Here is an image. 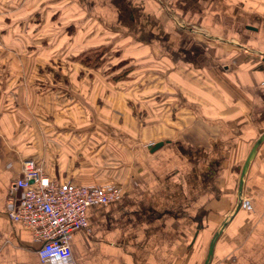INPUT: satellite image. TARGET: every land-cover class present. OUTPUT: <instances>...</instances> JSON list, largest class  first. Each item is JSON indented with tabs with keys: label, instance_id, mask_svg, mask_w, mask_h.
I'll return each mask as SVG.
<instances>
[{
	"label": "crops",
	"instance_id": "1",
	"mask_svg": "<svg viewBox=\"0 0 264 264\" xmlns=\"http://www.w3.org/2000/svg\"><path fill=\"white\" fill-rule=\"evenodd\" d=\"M75 23L163 42L166 104L95 70L70 77L73 87L66 73L15 71L60 59L45 50L82 45L68 32ZM96 77L107 84L100 92ZM263 132L264 0H0V264H41L29 228L4 211L26 157L53 180L122 187L85 207L86 228L68 236L70 264H202L217 230L207 264H264V139L237 195Z\"/></svg>",
	"mask_w": 264,
	"mask_h": 264
},
{
	"label": "rangeland",
	"instance_id": "2",
	"mask_svg": "<svg viewBox=\"0 0 264 264\" xmlns=\"http://www.w3.org/2000/svg\"><path fill=\"white\" fill-rule=\"evenodd\" d=\"M170 9L171 14H177L175 8L170 6ZM75 25L73 29H68V32L77 42L80 41L82 45H72L70 48L65 45L62 47L64 49L58 48L45 50V53L47 54L56 52L51 56L60 59L51 62V65L45 62L44 65H30L29 68L23 67V69L15 68V71L21 75L30 69V76H37V74H42V72L46 74H52L54 71L61 74L66 73L64 77L69 78V81L66 80L65 84H67L68 87H70V85L73 87L76 86V84L70 77L77 76V73H80L81 71L95 70L99 72L96 75H103L106 80H114L116 84H118L116 85L117 88L119 84L122 85L120 88L126 87L128 95H133L136 99L150 95L151 102H156V104H166L169 97L167 78H165L166 63L162 52L157 49V47L163 48V42H157V47L153 42L149 44L143 43L142 41H133L132 43L130 42L131 36L126 34L121 35L119 32L98 28L94 24H87L84 27L85 29L81 28L83 23H75ZM171 26L173 27L174 25L172 24ZM72 30L76 31L72 33ZM161 30L162 29H160V31ZM46 45L47 44H45V46ZM149 52L151 53L149 54ZM51 56L47 55V57ZM84 58L89 66L84 65V62L82 63L81 60ZM70 61H74L76 64L71 63ZM83 81H85V79L80 75L78 80L79 86H84ZM37 83V81H34L33 85L35 86ZM61 83H64V81ZM106 85L107 84H105L100 77H96L94 84L90 87L100 92L102 88L106 87ZM93 98L94 95L91 94L90 99L88 100L90 104L93 102ZM129 100L130 98H128L126 104ZM121 103L123 104L121 99L115 100L111 106L116 112H120L119 107ZM96 107L98 118H105L107 113L110 112L108 109L104 108V105L101 102H99ZM124 108H127L129 112L131 111L126 106H124ZM110 110L112 111L113 118L115 120L118 119V113H114L112 109ZM132 110L137 111V108L133 107ZM154 110V108L149 109L147 112L148 116L152 115ZM53 115L60 118V113L54 112L53 114L48 115L39 114L36 121L39 123V121L42 120L41 117L45 120L52 121ZM140 116H142V113L138 112L136 117L139 119L141 118ZM85 118L87 119L88 117L85 115ZM37 165L39 166V164Z\"/></svg>",
	"mask_w": 264,
	"mask_h": 264
},
{
	"label": "built area",
	"instance_id": "3",
	"mask_svg": "<svg viewBox=\"0 0 264 264\" xmlns=\"http://www.w3.org/2000/svg\"><path fill=\"white\" fill-rule=\"evenodd\" d=\"M19 168L7 188L6 217L29 228L38 242L35 253L41 264H70L68 236L86 228L85 207L112 201L120 195L121 186L53 180L27 157Z\"/></svg>",
	"mask_w": 264,
	"mask_h": 264
},
{
	"label": "water",
	"instance_id": "4",
	"mask_svg": "<svg viewBox=\"0 0 264 264\" xmlns=\"http://www.w3.org/2000/svg\"><path fill=\"white\" fill-rule=\"evenodd\" d=\"M264 139V132L261 133L252 143L251 145V148L249 149L248 153L246 154L245 158L243 159V163L241 165V168H240V172H239V180H238V186H237V195L239 197L240 195V192H241V189H240V186H241V182H242V174L245 172L249 162L251 161L252 157L254 156V152H255V149L257 148V145ZM160 144H162V141H156L154 142V144H151L148 146V149L150 151H153L154 148L158 147ZM239 202L237 201L236 202V206H235V210L239 207ZM225 224V221L222 222L221 226L223 227ZM219 234V230H217L215 233H214V236L211 238V240L209 241L208 245H207V252H206V255L203 259V263L202 264H207L209 261V257L210 255L212 254V250H213V243H214V240L215 238L217 237V235Z\"/></svg>",
	"mask_w": 264,
	"mask_h": 264
},
{
	"label": "trees",
	"instance_id": "5",
	"mask_svg": "<svg viewBox=\"0 0 264 264\" xmlns=\"http://www.w3.org/2000/svg\"><path fill=\"white\" fill-rule=\"evenodd\" d=\"M68 29H70V28H68ZM73 59H75V58H73ZM80 60H81V59H80ZM81 61H82V63L84 62V63H83L84 65H86V66H89V65L87 64V62H86V59H85V58H84V59H82Z\"/></svg>",
	"mask_w": 264,
	"mask_h": 264
}]
</instances>
